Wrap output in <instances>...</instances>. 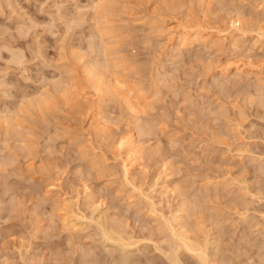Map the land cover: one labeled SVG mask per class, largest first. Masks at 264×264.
Returning <instances> with one entry per match:
<instances>
[{
	"label": "rangeland",
	"instance_id": "rangeland-1",
	"mask_svg": "<svg viewBox=\"0 0 264 264\" xmlns=\"http://www.w3.org/2000/svg\"><path fill=\"white\" fill-rule=\"evenodd\" d=\"M175 232L264 264V0H0V264H201Z\"/></svg>",
	"mask_w": 264,
	"mask_h": 264
},
{
	"label": "bare ground",
	"instance_id": "bare-ground-1",
	"mask_svg": "<svg viewBox=\"0 0 264 264\" xmlns=\"http://www.w3.org/2000/svg\"><path fill=\"white\" fill-rule=\"evenodd\" d=\"M105 8V7H104ZM100 15L102 16V13H101V11H100ZM98 20V19H97ZM96 20V21H97ZM99 22V21H98ZM239 23V27H240V25H241V22H238ZM235 25V24H234ZM233 25V26H234ZM238 25V24H237ZM238 27V28H239ZM237 28V27H236ZM241 28H243L242 27V25H241ZM226 31V30H225ZM182 33L179 35L180 36V38H179V40H180V43L181 44H185V43H187L188 44V42H190V39H192L191 40V42H193V39H203V40H205L204 39V36H202V35H200V33L201 32H199V33H190L191 32V30L189 31L188 30V28H187V30L185 29V30H183V31H181ZM221 32V31H220ZM222 32H224V31H222ZM226 33V32H225ZM229 33V32H228ZM195 34V35H194ZM97 63V62H96ZM107 65H108V63H107ZM93 66V65H92ZM95 66V65H94ZM104 66V65H103ZM105 67H106V65H105ZM104 70H106L105 68H104ZM99 71V70H98ZM90 72H91V69H90ZM97 72V70L96 71H93L90 75H91V77L90 78H92L93 80L95 79H97V80H100V77L102 76V73L100 74V73H96ZM88 74V73H87ZM89 75V74H88ZM99 75H101L100 77H99ZM99 78V79H98ZM102 79V78H101ZM91 80V79H90ZM115 80L117 81V83H121L119 80H117V78H115ZM98 82H100V81H98ZM98 82L96 81L95 82V85L96 84H98ZM122 82H124V80L122 81ZM93 83H94V81H93ZM116 83V84H117ZM118 84V86H123V85H119ZM94 85V84H93ZM94 85V86H95ZM93 86V87H94ZM99 86L97 85V87L95 86L94 88L95 89H99L98 88ZM122 88H124V87H122ZM131 89V88H130ZM129 89V90H130ZM100 91V90H99ZM101 92V91H100ZM127 92V91H126ZM132 104V103H131ZM134 104H132L131 106H133ZM135 106V105H134ZM136 108V107H135ZM137 111V110H136ZM139 118V117H138ZM103 124V123H102ZM130 134V133H129ZM137 141V140H136ZM135 141V139H134V135H133V133H132V135H129L127 138H124L123 139V141H121L120 142V144H121V147H123V146H126V157H125V159H124V168H125V171H126V174H128L130 171H131V167L142 157V151H143V148H142V145H141V143L140 142H136ZM119 143V142H118ZM127 144V145H126ZM144 144V143H143ZM124 154H125V152H124ZM65 205L67 206V204L65 203ZM180 224H181V227H184L183 225H182V222H179ZM175 231H177V230H175ZM175 234L178 236V238H179V240L182 242L180 245L178 244V246H180V247H183V248H185V249H187V250H189V251H191V252H193V253H195L199 258H200V261H201V264H210V260L208 259V257H207V255L205 254V251H206V247L205 246H203L202 244H200L199 242H197V241H194V240H192V239H190V237L188 236V234H186L185 232H182V233H178V232H175ZM107 238H109V239H111L108 235H107Z\"/></svg>",
	"mask_w": 264,
	"mask_h": 264
}]
</instances>
